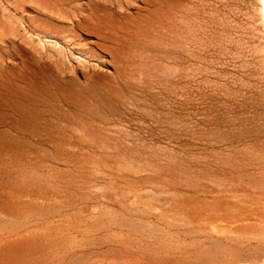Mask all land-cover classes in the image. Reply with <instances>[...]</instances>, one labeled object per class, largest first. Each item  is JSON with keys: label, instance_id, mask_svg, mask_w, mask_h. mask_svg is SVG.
I'll list each match as a JSON object with an SVG mask.
<instances>
[{"label": "rangeland", "instance_id": "rangeland-1", "mask_svg": "<svg viewBox=\"0 0 264 264\" xmlns=\"http://www.w3.org/2000/svg\"><path fill=\"white\" fill-rule=\"evenodd\" d=\"M263 10L0 0V264H264Z\"/></svg>", "mask_w": 264, "mask_h": 264}, {"label": "bare ground", "instance_id": "bare-ground-1", "mask_svg": "<svg viewBox=\"0 0 264 264\" xmlns=\"http://www.w3.org/2000/svg\"><path fill=\"white\" fill-rule=\"evenodd\" d=\"M262 3H263V5H264V0H262ZM263 19H264V10H263ZM231 190H233V189H231ZM226 194H227V192H225ZM228 193H230V192H228ZM235 195V193H233V191H232V194L231 195ZM230 196V195H229ZM239 197V196H238ZM237 196L236 197H234L233 196V198H238ZM232 198V197H231ZM230 198V199H231ZM239 199V198H238ZM238 199L237 200H235V202H237L238 201ZM227 200H229V198L227 199ZM242 199L240 198V201H241ZM240 201H238L239 203H240ZM249 201V200H248ZM230 202V201H229ZM229 202H226V208H218V209H216V210H214V211H212V212H210V213H208L206 216H205V218H204V220L206 221V225L208 226V224L209 225H211L212 226V224L215 226V227H217L218 228V232H220L221 231V236L222 237H218L216 240L219 242V243H221V245H219V247H223V248H221V251H220V253L221 254H225V255H228V256H230V255H233L234 257H237L239 260H241V257H240V249H238L239 248V246H238V243H240L241 242V245H242V243H243V241H239V240H241L240 238H236V239H234L233 240V238H234V235H233V238L232 237H229L228 235H227V233H233L234 231L236 232V231H241V230H243V229H245V228H248L249 227V229H250V227L252 226H254V223H256V222H253V224L252 223H250V220L252 221V219H251V216L250 215H254L253 213H252V211H251V213H250V215H247L246 214V212H247V210H239V211H235V210H233L232 208V210L230 209V207L233 205H230V207L228 208V205L227 204H229ZM243 203H244V201H242ZM252 202V201H251ZM216 203V202H215ZM221 203V202H220ZM254 203V202H253ZM214 204V203H213ZM218 204V203H217ZM236 204L237 203H235V206H236ZM241 205H242V203H240ZM246 204H247V202H246ZM246 204H243V206L244 205H246ZM249 205V204H248ZM233 207V206H232ZM246 207V206H245ZM253 207V206H252ZM260 208V207H259ZM249 209V208H248ZM261 209V208H260ZM251 210V209H250ZM255 210V209H254ZM258 211V210H257ZM262 213V212H261ZM260 214V213H259ZM255 215H256V213H255ZM255 217V219L256 218H258V217H256V216H254ZM203 220V219H202ZM258 220H260V219H258ZM209 227V226H208ZM216 228V229H217ZM215 229V228H214ZM259 229V228H258ZM258 229H256V230H254V231H257ZM252 230H253V228H252ZM244 231V230H243ZM246 231H247V229H246ZM249 231V230H248ZM250 232V231H249ZM252 232V231H251ZM251 232H250V234H248V235H250V239H251V235H253V234H251ZM258 233H259V231H257ZM238 233V232H237ZM239 234V233H238ZM241 235H243V234H241ZM245 235H246V233H245ZM248 235H246V236H248ZM257 235V234H256ZM254 237H256L255 236V234L253 235V239H255ZM260 237V236H259ZM256 238H258V235H257V237ZM261 239H263L262 237H260ZM249 239V240H250ZM256 240H259V239H256ZM264 241V240H263ZM240 245V244H239ZM249 245H251V244H246V245H244V248H246L247 246H249ZM243 246V245H242ZM238 247V248H237ZM249 247H251L252 248V252L251 253H247V256L248 257H252V258H254V259H258L259 257H258V255H259V253H258V251L259 250H261L262 248V246L260 247V245L259 244H255V245H251V246H249ZM218 258V257H217Z\"/></svg>", "mask_w": 264, "mask_h": 264}]
</instances>
